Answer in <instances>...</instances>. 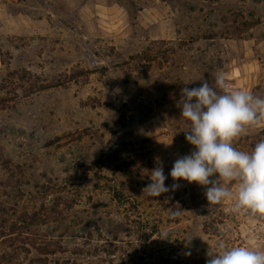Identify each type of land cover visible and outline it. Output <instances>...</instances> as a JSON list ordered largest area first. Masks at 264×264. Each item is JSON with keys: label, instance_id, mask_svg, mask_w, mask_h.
Listing matches in <instances>:
<instances>
[{"label": "rangeland", "instance_id": "1", "mask_svg": "<svg viewBox=\"0 0 264 264\" xmlns=\"http://www.w3.org/2000/svg\"><path fill=\"white\" fill-rule=\"evenodd\" d=\"M219 72L264 97V0H0V264L264 249V217L169 175L194 150L181 89ZM263 128L234 146L251 152ZM159 162L179 188L154 197Z\"/></svg>", "mask_w": 264, "mask_h": 264}, {"label": "clouds", "instance_id": "2", "mask_svg": "<svg viewBox=\"0 0 264 264\" xmlns=\"http://www.w3.org/2000/svg\"><path fill=\"white\" fill-rule=\"evenodd\" d=\"M213 79L215 86L202 79L199 87L181 89L178 107L189 122L185 139L194 150L178 157L169 175L174 182L184 180L204 187L209 204H220L235 195L234 212L250 211L264 217V139L251 152L240 151L233 144L249 128L264 124V97L230 90L224 72ZM150 173L151 182L144 189L148 195L158 197L179 188L178 183L166 186L162 162ZM208 256L206 264H264V249L229 247L224 242H218L216 251H209Z\"/></svg>", "mask_w": 264, "mask_h": 264}, {"label": "trees", "instance_id": "3", "mask_svg": "<svg viewBox=\"0 0 264 264\" xmlns=\"http://www.w3.org/2000/svg\"><path fill=\"white\" fill-rule=\"evenodd\" d=\"M261 137L260 138H257L256 139V141H254V142H252V143H250V146H248L249 147V149H250V151H252L253 150V148H254V145L258 142V141H260V140H262V139H264V128L263 129H261Z\"/></svg>", "mask_w": 264, "mask_h": 264}]
</instances>
